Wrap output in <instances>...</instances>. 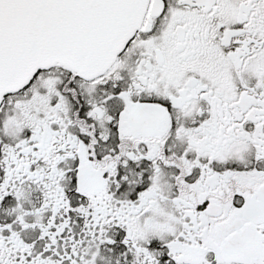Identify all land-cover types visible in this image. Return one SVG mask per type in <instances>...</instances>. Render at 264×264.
<instances>
[{
	"label": "snow or ice",
	"instance_id": "6c2138e0",
	"mask_svg": "<svg viewBox=\"0 0 264 264\" xmlns=\"http://www.w3.org/2000/svg\"><path fill=\"white\" fill-rule=\"evenodd\" d=\"M0 264H264V0H0Z\"/></svg>",
	"mask_w": 264,
	"mask_h": 264
}]
</instances>
